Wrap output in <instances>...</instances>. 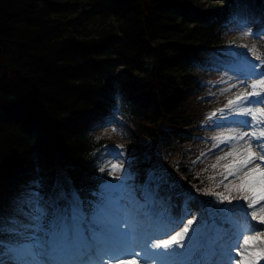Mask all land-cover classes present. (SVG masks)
Instances as JSON below:
<instances>
[{"label": "trees", "instance_id": "obj_1", "mask_svg": "<svg viewBox=\"0 0 264 264\" xmlns=\"http://www.w3.org/2000/svg\"><path fill=\"white\" fill-rule=\"evenodd\" d=\"M212 2L0 0V188L54 174L92 191L100 142L87 128L96 121L90 111L102 109L118 115L139 170L149 158L153 170L165 161L178 190L206 201L227 195L193 161L203 140L177 130L190 123L196 58L223 42L237 9L260 14L264 0ZM119 67L130 81L120 107Z\"/></svg>", "mask_w": 264, "mask_h": 264}, {"label": "snow or ice", "instance_id": "obj_2", "mask_svg": "<svg viewBox=\"0 0 264 264\" xmlns=\"http://www.w3.org/2000/svg\"><path fill=\"white\" fill-rule=\"evenodd\" d=\"M249 48V52L253 53L257 63H248L244 69L248 83L241 81L239 84H233L231 87L238 91L234 94L235 99H228L227 107L231 114L250 116L251 121H244L245 124L252 126V131L236 132L235 129L227 137H214V147L220 144H228L229 149L217 157L215 164L211 165L216 169L219 162L232 158L231 163L223 166V177L219 184H224L229 176L232 179L229 184H224L225 189L229 185H234L233 191L240 193V199L245 201L244 205L237 207L244 210L246 217L257 220L259 224H264V119H259L258 114L264 117V107H249V98L257 97L251 101L253 104H264V72L259 69L264 67V59L256 55V45L251 47L248 45H240ZM225 92L229 89H225ZM220 118L226 119L227 114L224 109H220ZM216 116L213 112L208 119ZM115 131V129H113ZM247 138V139H245ZM243 141L244 143H240ZM255 148L257 151H253ZM259 161V163L255 162ZM252 165V167H249ZM121 169L118 164H111L109 174ZM104 171L105 168L100 169ZM207 171V169H205ZM118 178V177H117ZM205 179L215 182V176H206ZM239 181V184L237 182ZM119 187V186H115ZM205 194H211L205 192ZM37 197L35 206V215L33 217L32 227L40 225L42 219H45V209L39 204L38 193H33ZM220 202L225 200L231 203V199L226 196L217 194ZM259 204V207L256 205ZM251 209V211H247ZM81 208L74 203L69 209V217L73 220L82 219ZM216 212L230 213L233 209H216ZM101 215L95 220L96 225L100 227L90 228V236H85L83 230L76 232L71 231L66 225L61 230L62 249L52 248L47 252L38 253L34 249L37 247L35 243L26 244L20 247L10 245L6 241L0 240V256L9 257L12 264H170L172 259L178 255H184L180 249L185 248V240L191 241L192 237L188 234L195 232L192 228L196 224L195 219L179 218L178 221L166 222L167 218L160 214L154 221V226L145 229L142 223L131 215L124 216L118 220H107ZM209 225L202 221L201 227ZM4 231H8L4 226ZM15 231V229H11ZM169 233H172L169 235ZM55 235V234H54ZM164 237V238H161ZM218 238V237H217ZM262 246L256 248L257 243ZM57 251L66 253L75 252L79 257L76 260H59L50 259L48 261L41 258L42 255H48L53 258ZM221 251L224 252L221 246ZM231 251H234L240 259L235 260L234 264H254L252 258H264V228L249 223H241L238 225V231L231 245ZM0 264H8L4 259H0Z\"/></svg>", "mask_w": 264, "mask_h": 264}, {"label": "rangeland", "instance_id": "obj_3", "mask_svg": "<svg viewBox=\"0 0 264 264\" xmlns=\"http://www.w3.org/2000/svg\"><path fill=\"white\" fill-rule=\"evenodd\" d=\"M259 33L260 32L257 29H253L252 27H250L244 33L243 32H239L238 33L239 34L238 36L232 38V41H233L232 44L228 45L225 48H221L219 50L220 52H223L225 54V57L227 58L226 59V62L229 61L231 57H235L237 60H241L244 57H246V58L247 57L254 58L253 53L249 52V48L241 47L240 46V45H244L243 44L244 42L239 41V40L248 39V38H256L259 35ZM255 45H256V49L257 50H260L261 47L258 46L257 44H255ZM220 63H222V61H220L219 59H217L216 60V66H218V64H220ZM249 63H257V64H259L260 62L254 60L252 62L250 61ZM247 65H246V67H247ZM259 71H260V69H259ZM243 75L246 76L245 71H242L241 76H243ZM235 77H237V76L231 75L230 76V79L232 80ZM227 93H229V91H227ZM221 98H224V97H221ZM230 98L231 99H235L234 94L233 95L230 94L229 96H226L225 99H224V102L214 101V100L213 101H210V103L207 104V106L208 105H211V107L222 106L223 108H225V106L227 105L228 99H230ZM256 98L257 97H253V98H251V100L256 99ZM206 99H209V98H206ZM201 100H205V99H201ZM248 106L249 107H252V108H257V106H255V104H253L250 101H249ZM262 107H264V106H262ZM224 112L227 114V118L226 119L228 121L234 123V124H236L238 122V120H241V121L244 122V121H251V119H252L250 116H241V115L231 114L229 112V109L228 108H227V111H224ZM258 118L259 119H264V117L260 116V114H258ZM232 130H229L228 133L225 134L223 137H227L231 133ZM106 131L107 132H111L116 137H119L118 132L116 130L113 131V129H112L111 126H108L107 129H106ZM243 131H252V126L250 124H245L244 127H241L236 132H243ZM228 149L221 151L220 154L224 155V153ZM214 154H215V152H210L209 151L207 153V156L209 155L210 157H212ZM108 155L110 157H113L112 160H109L106 163V167H107L108 171L110 170V165L111 164H118V165L121 166V169L118 170V171H115L113 173L114 174L117 173L118 175H121V171L123 170L122 164H121V162H116L117 159L120 158L119 149L112 148L109 151V154ZM228 159L229 160L230 159L232 160L231 157H229ZM229 177L232 179L231 176H229ZM121 183L123 184L122 190L120 189L122 187V184ZM237 184H239V181L237 182ZM115 186H120V188L119 187H115ZM132 188H133L132 186H129L128 184H124L122 180L119 181L118 183L116 181H112L109 184L104 185L102 190H103V192L106 193V196H105V198L103 200V206L100 207L101 208V212H104V214L105 213H109L112 208H115L116 210H115L114 215H111L110 216L111 217V220H118V219H121L124 216H126L124 214V211L125 210H128V214H130V215H131V213L134 214L136 212V210H138V209L141 208V204L139 203V200H140L139 192L136 189H132ZM130 189L132 191H130ZM64 191L67 192V193H69V189H68L67 186H64ZM116 191H119L118 197L114 195V194H116ZM161 192H162V194L164 193L163 190H161ZM161 192H159L160 195H161ZM33 193H35V192H33ZM31 195H33V194H31ZM32 198L33 197H31V199ZM38 199H39V202L41 203L42 199H40V195H38ZM36 200H37V198H36ZM51 200H52L51 206H48V207L44 206V207H46L45 208V211L49 213V216L46 217V218H49V220L52 221V215L58 216V217H63L65 214H67V210H66L67 209V206H66V203L63 201V199H60L57 196V191H55L54 194H52ZM260 203H264V201H261ZM256 206L259 207V204H257ZM129 210H130V212H129ZM261 215H264V213H262ZM103 216L105 217V215H103ZM58 217H56V219ZM27 219H29V217H27ZM258 219H257L256 222L250 220V221H248V223L250 222L251 225H256L259 228H264V224H259ZM29 222H32V221H30V219H29ZM86 230H87V228H86ZM32 234H34V231H32ZM32 234L23 235L22 237L11 238V239L12 240H16L17 243H22L24 245H26V244H33V243H35V241L33 240ZM184 243L187 244L186 241ZM261 246L262 245L258 242L257 245H256V248H259ZM177 257L178 256L174 257L172 259V262H170V264H178V261L176 260ZM252 259L254 261V264L261 263V262H263V264H264V258H261V259H258V260L255 259V258H252ZM8 264H12V262L9 261Z\"/></svg>", "mask_w": 264, "mask_h": 264}]
</instances>
